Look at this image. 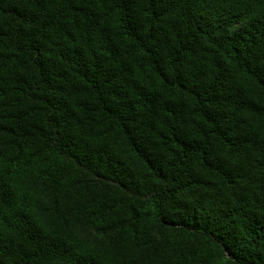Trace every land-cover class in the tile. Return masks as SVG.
Returning a JSON list of instances; mask_svg holds the SVG:
<instances>
[{
  "label": "trees",
  "instance_id": "16d2710c",
  "mask_svg": "<svg viewBox=\"0 0 264 264\" xmlns=\"http://www.w3.org/2000/svg\"><path fill=\"white\" fill-rule=\"evenodd\" d=\"M0 264H264V0H0Z\"/></svg>",
  "mask_w": 264,
  "mask_h": 264
}]
</instances>
